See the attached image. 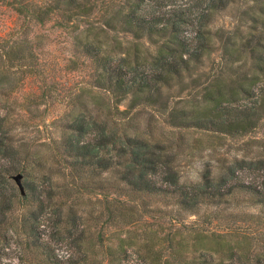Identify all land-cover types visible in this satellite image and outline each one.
Listing matches in <instances>:
<instances>
[{"label": "trees", "instance_id": "obj_1", "mask_svg": "<svg viewBox=\"0 0 264 264\" xmlns=\"http://www.w3.org/2000/svg\"><path fill=\"white\" fill-rule=\"evenodd\" d=\"M234 1L0 0L21 20L0 38V257L9 248L18 264H264V159L206 163L197 180L178 169L194 149L186 134L240 136L264 121V0H246L245 31L212 29ZM46 22L70 35L91 76L90 101L75 96L48 172L38 150L15 144L23 118L12 108L40 75L32 27ZM217 42L220 68L200 72ZM188 84L202 88L174 102ZM147 108L164 117L159 129L143 125ZM160 204L171 206L168 222L150 221Z\"/></svg>", "mask_w": 264, "mask_h": 264}, {"label": "rangeland", "instance_id": "obj_2", "mask_svg": "<svg viewBox=\"0 0 264 264\" xmlns=\"http://www.w3.org/2000/svg\"><path fill=\"white\" fill-rule=\"evenodd\" d=\"M246 6V0H235L230 3L216 15L211 28L214 30L223 29L226 32L239 29L245 31L247 25L244 24L241 11ZM20 25L21 20L12 6L0 4V38L7 37L14 28V31H17ZM32 38L38 46L39 64L37 68L40 75L25 79L23 85L12 94L15 99V104L12 107L14 108L13 112L14 114L19 112L23 118L14 130V140L16 145L38 150L44 160L47 159L48 168L46 171L48 172L49 168L55 171L58 165L52 157L55 146L54 140L61 132L65 120L64 116L75 107V96L84 93L85 98L90 101L91 76L89 69L82 63V59H77L72 55L70 35L54 25L53 22L33 25ZM128 38L130 37L127 36L122 39ZM220 52L221 49L217 42L210 55L204 58L200 72L214 73L218 70L221 66ZM205 79L202 77L201 80L204 81ZM186 81L188 82L189 79L186 78ZM207 82L205 81L204 84ZM201 88L202 85L194 88L188 84V87H185L180 93V89L176 88L172 92L174 94L173 101L179 102L185 97H192ZM126 103L127 101H124L120 108H123ZM21 104L26 108L28 106L30 111L26 113L23 110L18 111ZM78 107L79 105L75 109L77 110ZM140 117L144 126L149 122V126L155 129H159L164 118L156 113L153 115L148 108L140 110ZM185 139V143L193 146L194 149L187 153L185 151L179 157L178 169L184 179H199L205 164L215 165L219 159H264V121L257 129L245 135L230 136L191 132L186 134ZM54 176L56 177L57 174ZM12 184L15 187V192L19 194L13 179ZM86 199L84 208H89L95 202V197L93 194H89ZM155 209V218L149 220L168 222V217L164 216L163 213L171 210V206L160 204ZM237 209L254 210L252 207H247L245 202L237 206ZM174 213L172 211V214ZM13 215L15 216V213ZM193 218L194 216H190L186 222ZM4 250L2 257H0V264H18L15 251L9 248Z\"/></svg>", "mask_w": 264, "mask_h": 264}, {"label": "water", "instance_id": "obj_3", "mask_svg": "<svg viewBox=\"0 0 264 264\" xmlns=\"http://www.w3.org/2000/svg\"><path fill=\"white\" fill-rule=\"evenodd\" d=\"M22 174L21 173H16L12 176V179L14 180L18 190H19V193L21 196H24L25 194V188H24V185H23V180H22Z\"/></svg>", "mask_w": 264, "mask_h": 264}]
</instances>
